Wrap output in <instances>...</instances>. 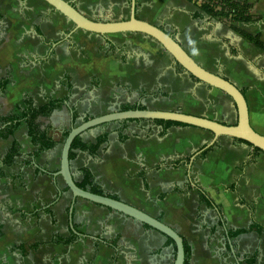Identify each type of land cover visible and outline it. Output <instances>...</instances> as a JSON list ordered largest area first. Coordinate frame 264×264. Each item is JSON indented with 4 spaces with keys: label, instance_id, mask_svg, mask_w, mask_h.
<instances>
[{
    "label": "crops",
    "instance_id": "obj_1",
    "mask_svg": "<svg viewBox=\"0 0 264 264\" xmlns=\"http://www.w3.org/2000/svg\"><path fill=\"white\" fill-rule=\"evenodd\" d=\"M64 1L90 20L130 18L131 0ZM246 2L252 6L248 23L210 17L193 0H137L136 16L174 33L198 65L239 89L251 127L264 136V49L255 44L264 45V0ZM0 15V69L12 70L6 94L0 93V117L23 107L26 96L39 107L68 98L61 111L40 120L54 149L30 158L37 148L23 124L15 134L23 158L4 167L12 140H0V264H174L175 249L158 232L85 200L73 203L62 178L53 176L60 169L63 134L75 112L79 126L125 105L235 126L232 99L177 71L173 58L145 35L102 37L79 30L43 0H0ZM141 121L85 133L84 143L103 134L108 141L94 156L76 152L75 182L88 169L105 193L158 220L162 216L188 243L189 264H245L241 259L252 256L264 264V153L248 165L253 148L243 141ZM203 147L213 149L199 158ZM181 158L189 159L187 166H170ZM189 177L211 205L202 204L194 189L180 192ZM72 207L78 234L70 229ZM72 235L77 243L60 242Z\"/></svg>",
    "mask_w": 264,
    "mask_h": 264
},
{
    "label": "water",
    "instance_id": "obj_2",
    "mask_svg": "<svg viewBox=\"0 0 264 264\" xmlns=\"http://www.w3.org/2000/svg\"><path fill=\"white\" fill-rule=\"evenodd\" d=\"M50 5L55 11L62 14L79 30L97 34L102 37L117 34H142L158 44L173 58L176 64L180 65L186 73L201 83L211 88L217 89L229 96L234 102L237 111V124L229 126L206 117H196L180 112L151 111V110H131L117 111L101 117L93 118L82 123L79 126H72L69 135L63 143L61 150L60 169L54 174L55 177H61L66 188L70 191L73 203L78 199L85 200L92 204L107 208L111 211L124 215L134 221L149 227L158 232L167 239L172 240L175 246L174 264H185L186 256L183 238L172 228L162 221L138 210L119 200H114L107 196H99L89 191L80 189L71 172L70 152L73 142L82 137L85 133L103 125L130 120H148V121H165L179 123L190 127L199 128L211 132L215 138L230 137L249 144L252 148L258 149L264 153V136L256 133L250 125L248 104L243 93L229 81L208 72L198 65L179 45L176 39L170 37L161 29L141 21L136 16L137 0H131L130 18L125 21H94L85 17L75 7L64 0H43ZM70 229L73 233L78 234L73 228V207L69 211ZM96 240V239H94Z\"/></svg>",
    "mask_w": 264,
    "mask_h": 264
},
{
    "label": "trees",
    "instance_id": "obj_3",
    "mask_svg": "<svg viewBox=\"0 0 264 264\" xmlns=\"http://www.w3.org/2000/svg\"><path fill=\"white\" fill-rule=\"evenodd\" d=\"M195 3L199 4V9L202 13L213 17V18H226L233 23H248L252 20L250 16V11L252 6L249 5L246 0H193ZM2 19L0 15V20ZM170 37L173 39L175 38L174 33H168ZM255 44L259 47L264 49V45L259 43L255 40ZM53 45H57V43H53ZM52 55H49V57ZM177 71L185 72V70L178 64H176ZM11 68L7 69H0V93L6 94L9 85L11 84ZM70 89V87H69ZM67 99L63 100H53L50 99L44 106L39 107L35 104L33 99L30 96L25 97L24 106L18 107L16 111L0 117V140H12V143L7 150L6 155L3 158V166L4 167H12L17 164V162L23 158V152L21 145L15 140V134L18 129L25 124L28 130V137L31 141V144L37 148V151L34 152L30 158H36L41 153L45 151H49L55 148L56 143L50 138L49 131L44 129L40 120L49 119L55 112L61 111ZM121 111H131V110H146V107L142 105H125L122 106ZM74 122L77 121V113H73ZM88 121V119H87ZM129 122H144L141 120H130L124 122H116L114 124L121 125ZM151 123L161 125L165 128L168 127H189L187 125L179 124V123H172V122H165V121H152ZM70 130H67L63 134L64 140L69 135ZM125 138L120 137V141H124ZM108 141V134H103L99 136L94 143H84L81 137H78L72 144L71 152H70V161H73L76 157V152H83L87 153L88 155L94 156L97 154L99 148ZM240 141V140H239ZM242 142V141H241ZM213 147L207 149V147L201 148L199 151V158H204ZM258 149L253 148V153L251 154L247 164H252L258 155L262 154ZM189 159L181 158L171 163L172 168H179L181 166H187ZM25 165L29 166L30 163L25 162ZM83 175V179L81 182H77V186L84 190L89 191L92 194L99 195V196H107L114 200H119L116 196L107 194L104 190L99 186L97 180L93 176L90 170L83 169L81 170ZM5 176L4 171L0 169V179ZM143 176V174L141 175ZM196 190L200 196V202L202 204L211 205V200L207 198L205 192L198 187L192 179L189 177L188 183L184 186L183 189L180 190L182 193H188L190 190ZM68 191V189H67ZM252 214L254 215V209L251 208ZM49 214L48 211H46ZM159 220L162 221V216L159 217ZM146 228L150 229L149 227L145 226ZM1 228V227H0ZM254 229V227H252ZM1 230V229H0ZM262 231V229H258ZM245 233L244 231H238L235 233H231V236H238L239 234ZM78 237L72 235L70 238L65 240H60L66 245H72L77 243ZM170 245H172L175 249V246L172 240L168 239ZM115 245V242L112 243ZM36 247H34L35 250ZM184 249H185V256L186 261L185 264H189L191 250L188 243L184 240ZM241 263L245 264H256V257H244L241 259Z\"/></svg>",
    "mask_w": 264,
    "mask_h": 264
}]
</instances>
